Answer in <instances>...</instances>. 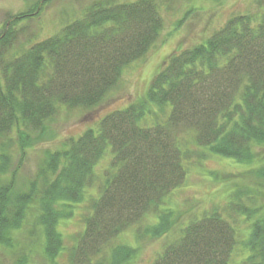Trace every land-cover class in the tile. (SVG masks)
Returning <instances> with one entry per match:
<instances>
[{
	"label": "trees",
	"instance_id": "16d2710c",
	"mask_svg": "<svg viewBox=\"0 0 264 264\" xmlns=\"http://www.w3.org/2000/svg\"><path fill=\"white\" fill-rule=\"evenodd\" d=\"M51 1L7 14L0 27V249L10 250L12 264H35L37 254L56 264L64 249L58 223L91 195L93 167L106 147L112 163L88 201L68 264H81V256L82 264H105L101 247L148 214L157 219L150 229L166 232L177 214L165 206L168 195L189 160L202 162L207 153L251 167L227 188L222 208L189 220L154 264H232L240 216H253L241 264H264V0H255L256 12L234 13L170 52L142 96L47 151L31 177L18 179L28 150L54 137L60 110L102 102L162 28L158 0H93L43 38L18 25ZM23 33L31 42L16 47ZM87 249L98 254L94 262ZM135 250L116 244L107 264L129 261Z\"/></svg>",
	"mask_w": 264,
	"mask_h": 264
},
{
	"label": "rangeland",
	"instance_id": "374dc122",
	"mask_svg": "<svg viewBox=\"0 0 264 264\" xmlns=\"http://www.w3.org/2000/svg\"><path fill=\"white\" fill-rule=\"evenodd\" d=\"M37 1L0 0V27L7 14H16ZM91 1L93 0H52L50 4L48 3L41 9L38 16H33L30 20L20 22L18 25L24 24L27 32L36 34L35 38H43L57 31L66 19L79 15ZM257 8L255 0H158L162 28L146 55L131 62L123 70L116 86L109 90L104 100L95 107H71L60 110L56 120L52 123L54 137L53 135L45 137L46 139L43 138V141L28 150L18 179L31 177L37 169L38 160L44 157L45 153L48 154L47 151L62 146L66 140L75 138L86 128L94 126L99 118L107 112L124 107L142 96L154 72L170 52L201 40L223 24L232 14L247 11L256 12ZM29 33H23L20 36L19 44L16 47H24L31 42L26 41L25 38L30 35ZM260 152L264 153V148ZM206 155L202 162L198 159L194 160L193 157L189 160L191 163L182 184L168 195V202H165V206L177 211L171 227L166 232L155 233L150 229V225L157 219L154 215L148 214L139 223L128 227L101 247L99 256L105 257V264H107L110 248L116 244L129 245L136 249L133 257L123 264H154V260L164 246L177 239L179 229L189 220L202 217L215 205L222 208L227 197L225 196L227 188L232 187L235 182H239L241 174H246L247 169L251 166L248 168L247 165L233 162V159L217 154L207 153ZM111 156L110 148L106 147L104 154L93 167L94 177L91 182L93 187L89 188V192H87L92 196L96 195L98 183L102 181L103 175L110 168ZM116 166L112 167V173H116ZM245 168L247 169L245 170ZM247 176L250 177L248 173ZM248 177L246 181H254V177ZM85 195V200L75 205L73 215L61 219L58 223L57 230L62 235L64 249L57 257L56 264H68L69 250L77 235L84 228V217L90 211L88 201L91 198V195ZM261 199L264 200L262 195ZM160 208H164V205ZM252 217L250 220L245 217L243 219V216L237 218L236 230L239 241L232 254V264H241L244 257V252L240 250L241 242L247 234V225L251 222ZM146 228L149 229L146 230ZM28 230L25 231L27 237ZM9 251L0 249V264H12L14 256L10 255ZM86 252L93 262L98 257V254L92 256L91 249H87ZM82 258L86 261L85 257L81 256L80 263H83ZM33 261L35 264H49L40 254L34 255Z\"/></svg>",
	"mask_w": 264,
	"mask_h": 264
}]
</instances>
